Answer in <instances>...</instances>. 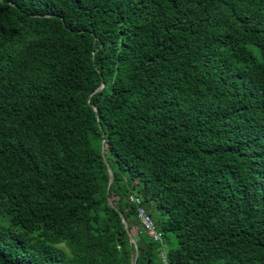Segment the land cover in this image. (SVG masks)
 I'll return each mask as SVG.
<instances>
[{"label":"trees","instance_id":"obj_1","mask_svg":"<svg viewBox=\"0 0 264 264\" xmlns=\"http://www.w3.org/2000/svg\"><path fill=\"white\" fill-rule=\"evenodd\" d=\"M133 257L264 264V0H0V264Z\"/></svg>","mask_w":264,"mask_h":264},{"label":"water","instance_id":"obj_2","mask_svg":"<svg viewBox=\"0 0 264 264\" xmlns=\"http://www.w3.org/2000/svg\"><path fill=\"white\" fill-rule=\"evenodd\" d=\"M103 86H104V84L102 83L101 85H100V87L99 88H97L96 90H95V92H97V91H100L102 88H103ZM95 109V108H94ZM105 162H106V164H107V167H108V172H109V177H110V179H109V187L111 186V184L113 183V180H114V174H113V171H112V169H111V166L108 164V162L105 160ZM108 201H109V204L110 205H112L113 206V203H112V201H111V199L109 198L108 199ZM122 221H123V223H124V225H125V228H126V230H127V232H128V235H129V238H130V242H131V244H134V239H133V237L131 236V234H130V231H129V228H128V224H127V221H126V219L122 216ZM132 264H135V258L133 257L132 258Z\"/></svg>","mask_w":264,"mask_h":264},{"label":"built area","instance_id":"obj_3","mask_svg":"<svg viewBox=\"0 0 264 264\" xmlns=\"http://www.w3.org/2000/svg\"><path fill=\"white\" fill-rule=\"evenodd\" d=\"M140 217L144 223V225L147 227V229L149 230V233L151 235H156L155 234V231L153 229V225H152V222L151 220L145 215L144 211L143 210H140ZM156 237V236H155Z\"/></svg>","mask_w":264,"mask_h":264}]
</instances>
